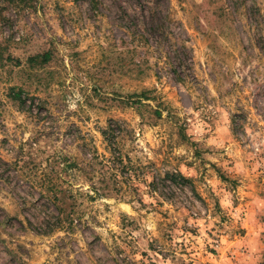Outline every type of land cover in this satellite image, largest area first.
Listing matches in <instances>:
<instances>
[{"label":"rangeland","instance_id":"rangeland-1","mask_svg":"<svg viewBox=\"0 0 264 264\" xmlns=\"http://www.w3.org/2000/svg\"><path fill=\"white\" fill-rule=\"evenodd\" d=\"M263 17L264 0H0V264H264ZM110 126L134 182L92 199L79 170L100 178ZM53 185L82 221L41 235Z\"/></svg>","mask_w":264,"mask_h":264},{"label":"trees","instance_id":"trees-1","mask_svg":"<svg viewBox=\"0 0 264 264\" xmlns=\"http://www.w3.org/2000/svg\"><path fill=\"white\" fill-rule=\"evenodd\" d=\"M27 1L28 0H3V2L11 5H20L26 3ZM260 24H263L262 26H264V17ZM38 59H42V63L46 64L50 61V54L46 53L43 55H38L34 58H31V61L38 62ZM134 97H139L138 103L140 105L142 104L143 100H148L151 98L147 96L146 92H143L140 95L134 94L132 98ZM18 98H21V95H19ZM141 98L144 99L142 100ZM155 114L159 117L162 115V113L158 110L155 112ZM103 135L107 143V148L109 150L110 156L103 158V160L99 162V164L101 165V172H98L99 174H101L100 178H97L95 173H84L82 170H79L85 177H87L86 179L91 183V190L94 193V195L91 196L92 199H102L109 196L111 194V184L114 185V189H117L118 185L120 184V178L123 177L122 172L124 170L129 172V180L132 184L134 182V179L131 172L136 171L134 170L132 164L126 161L127 157L123 153L119 143L117 142L118 138H115L114 129L112 128V126H110L108 130L103 133ZM76 168L77 165L75 164V169ZM167 178L171 179V181H173L174 183H186L188 181L187 178H185V176L180 172L167 174ZM111 181L112 183H110ZM50 187L52 186L46 188V191L48 192L46 193V196L48 200L53 203L58 213L56 215L48 216L45 220L39 222V226L36 224L35 228H39L37 230V233L41 235H47L58 230L73 232L76 229L77 224L80 223L82 219L79 216V213L76 212L75 207H73L70 212H67L68 207L65 203L67 199L73 197L71 194L72 191L59 188L55 185H53L52 188ZM30 224L34 226L33 223L30 222Z\"/></svg>","mask_w":264,"mask_h":264}]
</instances>
